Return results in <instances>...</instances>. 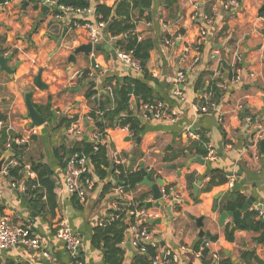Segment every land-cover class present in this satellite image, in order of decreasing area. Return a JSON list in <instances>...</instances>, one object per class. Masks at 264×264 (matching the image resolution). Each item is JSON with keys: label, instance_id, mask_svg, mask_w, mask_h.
<instances>
[{"label": "crops", "instance_id": "crops-1", "mask_svg": "<svg viewBox=\"0 0 264 264\" xmlns=\"http://www.w3.org/2000/svg\"><path fill=\"white\" fill-rule=\"evenodd\" d=\"M119 1L90 0V8L75 18L95 22L94 11L99 3L115 7ZM228 1L153 0L144 16L134 11L138 18L135 31L139 38L151 39L154 43L147 61L151 79L146 80L153 87L155 100H164L178 111L179 117L176 120L145 118L140 109L145 125L140 143L137 138L121 139L117 132H111L107 139L110 159L117 147L133 169H140L144 163L148 172L153 171L151 181L162 178L165 183L161 189L172 188L174 202L165 198L163 205L171 206L173 216L167 210L152 207L157 212L155 219L162 222L152 224L149 230L160 245L158 253L161 257L175 256L178 264H211L214 254H218V260L230 257L233 264L237 261L259 264L248 257L253 251L264 261V245L255 240L260 232L236 229L235 239L230 241L227 228L233 217L221 220L223 211L235 210L228 207L235 201V192L243 193L247 199L250 196L257 198L249 209L264 208V153L260 147L264 129L259 128L264 127V0H238L236 8L226 7ZM44 4L40 0H10L0 6V54L9 55L8 66L14 68L13 74L0 70V114L6 117L5 122L12 127V132L23 136L30 125V119L26 118V94L32 91L33 103L43 107L41 113L47 123L35 127L33 134L38 138H30L25 143L24 161L30 167L32 161L42 160L53 169L58 206L53 216L38 213L25 199L24 191L13 187L12 178L3 171L0 173V214H11L16 222L30 225L52 258L20 243L16 248L0 249V264H46L47 261L50 264H104L103 249L91 242L99 221L109 216L118 199L134 201L148 194L147 201H152V189L140 183L124 196L114 191L115 186L103 194V181L94 179L85 202L76 204L73 193L65 187V170L54 156V149L69 146L77 138L93 141L100 121L91 117L90 112L98 105L95 99L99 101L101 94L110 92L108 87L112 90L108 83L110 78L133 75L144 79V75L117 56L118 38L111 39L104 30L97 43L103 45L102 49H94L89 56L79 53L75 63L70 61L73 49L90 41L88 31L83 23H72L74 17L58 18L55 8L45 9ZM202 13L211 14L212 22L204 23L200 16L197 20L192 19L193 15ZM202 24L206 25L207 34L201 45L200 61L193 63L191 57L195 52H191L184 63L188 77L183 86L186 99L181 100L174 95L173 85L180 67L179 58L185 45L198 43ZM39 71L47 85L43 89L34 85ZM84 71H87L86 78H83ZM238 73L240 79L233 81ZM214 81L223 88L218 100L219 109L216 113L201 114L195 105L203 101L209 84ZM91 82L99 91L93 101L85 95ZM79 87L77 91L68 90ZM133 108L137 111L134 105ZM75 115L78 116L76 125L83 135L69 131L70 127L58 128L63 117ZM44 128L46 133H42ZM202 136L215 152L214 159L197 154L182 155L190 141H199ZM173 139L176 140L173 148L167 151ZM175 155L178 157L174 159ZM197 156L204 162L189 163ZM129 157L136 158L131 162ZM166 158L173 160L165 162ZM171 163L185 166L168 169L166 165ZM216 167L226 170L229 180L207 189L210 169ZM190 173L198 176L192 186L186 179ZM36 175L32 171L27 176L34 178ZM111 180L108 177L105 182ZM199 181L201 184L195 195L194 185ZM196 196L200 202L194 201ZM177 204L180 209L176 208ZM198 218L202 219L203 230L209 235L200 236L202 227L198 225ZM62 222L82 237V257L77 262L56 235L57 226ZM216 235L217 240H210ZM131 237L129 231L122 243L125 250L123 264H139V250L132 246ZM205 248L208 251L203 253ZM243 251H246L244 258L241 257Z\"/></svg>", "mask_w": 264, "mask_h": 264}, {"label": "trees", "instance_id": "trees-1", "mask_svg": "<svg viewBox=\"0 0 264 264\" xmlns=\"http://www.w3.org/2000/svg\"><path fill=\"white\" fill-rule=\"evenodd\" d=\"M10 0H0V6L6 4ZM58 5L72 6L75 8L89 9L91 4L90 0H57ZM153 0H120L115 7H109L106 4L99 3L94 11L95 22L104 21L106 27L104 31L109 37L118 38L116 46L132 52L134 57L141 61L140 72L144 75V79H140L133 75H125L119 78H110L109 84L112 86V90L106 94H101L98 101V105L94 106V109L90 112V116L99 120L100 124L98 130L103 132L106 127H129V130L133 134L134 138L140 137L144 130L145 125L143 123L142 115H140L141 104L145 102H152L155 100L156 95L153 87L150 86L146 79H151V76L147 69V61L150 57V51L154 46L151 39L141 40L139 34L135 31L138 18L135 17L134 11H138L140 16H144L146 10L152 5ZM116 15L113 18V15ZM55 14H61L58 8H55ZM77 23H85V20L74 19L72 21ZM87 71H84L83 78H86ZM115 81L112 83V81ZM208 88L214 92V97L217 100L221 99V89L217 85V81L211 82ZM86 98L93 101L95 97L99 95V91L95 89V84L90 83L86 91ZM135 100V101H133ZM133 105L137 108H133ZM40 111H43L42 106H37ZM101 112L102 115H99ZM118 117V119H117ZM2 120H6V117L0 114ZM78 119V116H66L61 120L58 128L70 127L73 122ZM22 135L17 132L7 133L6 129L0 130V154L7 149V143L12 139L20 138ZM207 139L203 136L199 141H190V143L183 149L182 155H202L207 156L210 148L206 145ZM108 145L96 144L84 137L77 138L71 145H61L54 149V156L58 159L59 165L62 169H66L68 161L74 155L78 158L86 157L90 161L89 170L84 176L95 179L97 182L103 181V194L112 189L115 185H121L129 192L136 188L144 179V176L140 169H133L129 164L116 165L113 164L108 156ZM27 144L19 145L13 151V158L24 157V150ZM178 155L174 156V159ZM133 162L136 157H129ZM173 159H165V162H170ZM30 170L37 175L34 178L26 175L24 170V164L12 165L8 168V175L13 181H21L26 187L25 199L30 206L38 213H50L55 214V210L58 206L57 193H56V181L54 180L53 169L42 160L32 161ZM119 170L120 173H117ZM153 171H150L148 178L152 180ZM210 180L207 189H211L214 186L225 184L229 180L228 172L222 168H212L209 172ZM111 177L113 181L105 182V180ZM198 176L195 173L186 175L188 183L192 186ZM166 193L170 194V186L165 187ZM102 194V195H103ZM235 201L228 207L230 210H236L243 207L247 200L246 195L240 192H235ZM149 195L144 194L139 199L132 201L128 205V201L125 199H118L122 204L124 211H119V217L107 222L105 225H97L93 237L92 244L97 247H101L104 253V264H123L125 259V250L122 247V243L127 237L131 226L135 222V216L129 217L127 209L144 208ZM74 200L76 204L80 205L78 193H74ZM195 202H200L199 196L194 198ZM176 208L180 209L179 205ZM113 210H111L112 212ZM147 227H151L152 224H144ZM237 226L236 228H234ZM243 229L248 231L260 232V235L256 237L257 244L264 245V220L259 217V211L255 209H248L245 211L240 222L227 228V238L230 241H234L235 230ZM217 235L210 238V240H217ZM158 246H148L147 252L139 251L140 257L137 258L139 264H154V257L158 253ZM82 257L81 253H77L73 257V261H79ZM248 257L254 258L259 264H264L255 253V251L249 253ZM165 261L171 260L172 257H163ZM212 262V260L210 261ZM212 264H233L230 257L225 259L213 261Z\"/></svg>", "mask_w": 264, "mask_h": 264}, {"label": "built area", "instance_id": "built-area-1", "mask_svg": "<svg viewBox=\"0 0 264 264\" xmlns=\"http://www.w3.org/2000/svg\"><path fill=\"white\" fill-rule=\"evenodd\" d=\"M47 3L51 4L54 8H58L61 11V14L57 15L58 18L61 19H70L74 17L75 15H79L80 13H84L86 9L81 8H75L72 6H64V5H58L57 0H46ZM228 8L231 7H238L239 2L238 0H230L225 5ZM200 18L204 21V23H211L213 20V17L209 13H202L201 15L195 14L192 16L193 20H197V18ZM83 26L88 31V36L91 42L95 44L99 43L100 39L103 37V30L106 27V22L99 21V22H92L86 21L83 23ZM207 34L206 25L202 24L200 25V34H199V41L196 45H185L183 48V51L181 53V56L179 58L180 67L178 68L176 77L174 78L173 85H174V95L184 100L186 99L183 86L186 83L188 73L187 69L184 67V63L189 59V55L191 52H195L194 56L191 57L193 60V63H198L200 61V50L201 45L203 42L204 37ZM111 39H116V37H111ZM117 56L127 65L130 67L135 68L136 70L141 69V61L134 57L132 52L123 50L119 47L116 48ZM182 64V65H181ZM240 79V74H236V76L233 78V81H237ZM222 86L219 85L220 89ZM109 91H111V88L108 87ZM203 101L196 104V110L201 114H210V113H216L219 109L218 100L214 97V92L212 89L208 88L206 90V93L202 97ZM141 110L143 111V116L145 118H157V119H163V118H169L172 120H176L179 117L178 111L174 109L173 107H170L167 105V103L164 100L158 99L154 100L152 102H145L141 105ZM99 115H102L101 112H98ZM88 119H92L91 117H88ZM87 119V120H88ZM99 117V121H100ZM6 129L7 133L10 134V132L14 131L12 127L8 126L4 120L0 118V130ZM260 130H263L264 127L260 126ZM69 131L75 132L79 135H83V131L80 129L79 126L76 125V122L72 123L70 126ZM35 132V127H28L26 129L25 135L21 136L20 138H16V142L18 145H23L27 142L28 139L31 138L32 134ZM111 132H117L120 135L121 139H124L127 136L133 137V134L129 130V127L123 126V127H106L103 132H100L99 130H96L93 135V142L96 144H107V139L111 137ZM12 139L7 143L6 147L9 148L12 144ZM209 159H214L216 157V154L213 150H209L208 155L206 156ZM111 161L113 164L116 165H126L127 164V157L123 153L122 150L115 147L113 156L111 158ZM24 164V170L26 172V175H29L32 173L30 170V167L25 164L24 157L19 158H13V154L8 158L7 163L4 167V172L8 175V168L12 165H22ZM90 161L86 157L78 158L77 155H74L71 157L68 161L67 167L65 169V187L66 189L73 193H78L79 200L81 202H85L86 197L88 195V192L92 189L94 186V179L90 178L88 176H84L85 173L89 170ZM117 173H120L119 170H116ZM13 187L17 189H22L23 191H26L27 187L21 182H15L12 181ZM231 186H233V182L230 183ZM114 191L124 196L127 191L124 189L121 185H115ZM162 192L164 194V198L171 199V197H174L172 195V188L170 187V194L166 193L165 187L162 189ZM128 205L130 203H133L132 201L127 202ZM137 204L135 205V208H129L127 209V214L129 217L135 216V222L131 226V244L134 248L138 249L141 252H147L148 246H158V241L154 238L153 233L149 230V227L145 226L142 221L143 220H149V219H155L156 218V211L153 208H136ZM122 204L117 201L114 204L113 211L109 214L107 218L101 219L99 221L98 225H105L107 222H110L116 218L119 217V211H124L122 208ZM259 211V217L264 220V208L261 206H258L256 208H252ZM56 235L57 237L62 240L67 250L75 256L78 253V249L82 245V237L67 223L62 222L57 226L56 229ZM23 243L24 245L28 246L31 249L40 250L42 252V255L48 259H51V255L49 252H47L42 244V241L39 236L34 234L32 227L27 224H21L16 222L15 218L8 213L0 214V249L2 250H8L11 248H16L18 244ZM219 259L218 254H214L212 262L217 261ZM211 262V264H212ZM154 264H178V258L173 256L171 260L165 261L159 253H157L154 257Z\"/></svg>", "mask_w": 264, "mask_h": 264}, {"label": "water", "instance_id": "water-1", "mask_svg": "<svg viewBox=\"0 0 264 264\" xmlns=\"http://www.w3.org/2000/svg\"><path fill=\"white\" fill-rule=\"evenodd\" d=\"M42 1L44 4V8L45 9H49L52 5L47 3L46 0H40ZM116 15L114 13L113 18H115ZM103 45L102 44H95L91 41L87 42V43H82L81 45L75 47L72 51V54L70 55V61H73V63L76 62V56L79 53H83L86 56H89V54L94 50V49H102ZM10 58L9 55H4V54H0V70H4L9 72L10 74H13L14 72V68H10L8 66V59ZM34 85L36 87H38L39 89H43L46 88V84L42 81V71H39V73L35 76L34 78ZM68 90L71 91H77L80 90V87L77 89H71L69 88ZM32 91L28 92L25 96V101H26V105H27V109H28V113L26 115V118L30 119V125L29 127H42L47 123V118L41 113V111L36 107V105L33 103L32 101ZM95 102L97 104L98 99H95ZM118 119V117H117ZM143 119V117H142ZM99 123H97L98 125ZM47 129L44 128L42 130V133H46ZM32 139H37L38 136L36 134H33L31 136ZM16 138L14 137V140L12 141V144L9 148H7L6 150H4L3 152H1V156H0V173H2L4 171V167L7 163L8 158L13 154V151L15 148H17L19 145L15 140ZM128 140H132L131 136H127ZM175 139L172 140V143L170 145H168L167 147V151L172 150L173 145L175 143ZM137 142L140 143L141 142V137L137 138ZM260 147H261V151L264 153V138L260 140ZM193 161H201L202 163L204 162V159H202L201 157L197 156L193 159H191L189 161V163L193 162ZM185 166V164H175V163H171L166 165V167L168 169H182ZM140 170L144 176L143 181L141 182V184L143 185H148L149 187H151L152 192H153V200L152 201H147L146 202V207L147 208H152V207H159L163 210H167L168 214L172 217L173 213L171 211V206H165L163 205V203H165L164 201V194L162 192V187L164 186L165 180L162 178H159L157 182H153L148 178V174L149 172L146 170L145 168V164L141 163L140 165ZM179 174H181V172H179ZM200 181L198 183H196L194 185V194L197 195L198 194V189L200 186ZM171 201L174 202V197H171ZM257 201V198L255 196H250L246 202L244 203L243 207L240 209H236L234 211H223L222 216H221V220L226 219L229 216L233 217V221L231 222V226H234L235 224H238L240 222V218L243 214V212L247 211L249 209V207L255 203ZM176 204L173 203V205ZM162 220L161 219H149V220H143L142 223L146 224V223H150V224H159L161 223ZM198 225L200 227H202V230L200 232V236H204L205 234L209 235L208 232H204L203 230V222L201 218L197 219ZM208 251V248H205L203 253H206ZM78 253L82 254V250L79 248L78 249ZM246 254V251H243L241 257L244 258ZM84 258V255H83ZM235 261H237L236 258H234ZM46 264H50V261H47ZM237 264L238 263L237 261Z\"/></svg>", "mask_w": 264, "mask_h": 264}]
</instances>
